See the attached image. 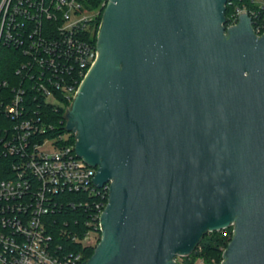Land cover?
Returning a JSON list of instances; mask_svg holds the SVG:
<instances>
[{
  "label": "water",
  "instance_id": "water-1",
  "mask_svg": "<svg viewBox=\"0 0 264 264\" xmlns=\"http://www.w3.org/2000/svg\"><path fill=\"white\" fill-rule=\"evenodd\" d=\"M230 0H107L97 57L66 110L109 182L81 264H178L232 227L221 264H264V33Z\"/></svg>",
  "mask_w": 264,
  "mask_h": 264
},
{
  "label": "built area",
  "instance_id": "built-area-1",
  "mask_svg": "<svg viewBox=\"0 0 264 264\" xmlns=\"http://www.w3.org/2000/svg\"><path fill=\"white\" fill-rule=\"evenodd\" d=\"M227 5L225 28L246 13L255 34L264 33V0H230ZM98 13L90 0H0V44L18 48L25 57L14 67L13 81L0 79L5 119L0 122V157H14L11 175L0 178V264H81L90 239L101 231L109 182L95 185L96 168L75 153V133L66 130V119V133L49 137L47 130L55 126L40 113V101L68 103L65 117L97 57L90 35ZM71 206L88 214L80 233L67 217H59Z\"/></svg>",
  "mask_w": 264,
  "mask_h": 264
},
{
  "label": "trees",
  "instance_id": "trees-1",
  "mask_svg": "<svg viewBox=\"0 0 264 264\" xmlns=\"http://www.w3.org/2000/svg\"><path fill=\"white\" fill-rule=\"evenodd\" d=\"M107 0H90V3L93 7H97L99 9V13L95 19V25L94 29L92 31V34L90 35V41L95 44L96 38H97V32L99 28V24L101 21V16L102 12L104 9V6H101L102 2L106 3ZM247 1V0H245ZM231 7L230 5L226 6L225 10V16L227 17ZM25 57L23 54L20 52V50L14 46L11 45H5V44H0V79H8L10 81L14 80V67L18 66L20 60L24 59ZM40 100V98H39ZM38 100V101H39ZM41 102V108H40V113L42 118L46 120V122H50L55 126L54 130H47L46 136L52 137L53 135L61 134V133H66V130L64 128V122H65V117H64V111L66 105L61 106L59 104H56L52 106L51 104H45L42 101ZM5 119L3 118L2 115H0V122H4ZM13 156L7 154L3 155L0 157V178L6 177L11 175V162L13 161ZM67 195V194H66ZM68 198L70 199H76L79 198L80 195L76 194H69L67 195ZM87 213L84 212L82 209H79L77 207H69V208H64L61 213L59 214V217H67L69 222H70V227L73 228L74 231L77 233H80V230H84V221L87 218ZM78 219V223H75V219ZM55 227V226H54ZM225 230V229H223ZM224 231L217 232V231H212V234L214 233L213 237L206 238V234L209 232L205 233L197 246L195 247L194 250H197V248L201 247L202 249L205 250H218L219 248L223 247L224 248L227 246V243L229 242L232 231L229 233H225L227 235H221L220 233H223ZM74 248L77 250V247L74 246ZM93 246L86 247L84 249V254L85 258H89L92 253H93ZM223 252V251H222ZM196 257L195 255H192V253L188 256H183L179 259V257L176 258V261L178 264H196ZM208 264V263H206Z\"/></svg>",
  "mask_w": 264,
  "mask_h": 264
},
{
  "label": "rangeland",
  "instance_id": "rangeland-1",
  "mask_svg": "<svg viewBox=\"0 0 264 264\" xmlns=\"http://www.w3.org/2000/svg\"><path fill=\"white\" fill-rule=\"evenodd\" d=\"M224 229L225 230L221 229V230H216V231L217 232L224 231L223 233H220L221 235H227L225 233H229L230 231H232L231 226L224 228ZM213 236H214V233L212 234V231H210L208 234H206V238L213 237ZM100 237H101V232H97L96 235H94L93 238L90 239V241L92 242L93 248H95V246L99 242ZM222 251H223V247L219 248L218 250H214V251H212V250L208 251V250H205V249H202L201 247H199V248H197V250H193L191 253H192V255L197 256L196 257V264H206V263H208V264H221ZM83 257L85 258L84 253H83ZM178 257L180 259L183 256H178Z\"/></svg>",
  "mask_w": 264,
  "mask_h": 264
}]
</instances>
